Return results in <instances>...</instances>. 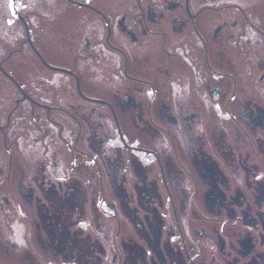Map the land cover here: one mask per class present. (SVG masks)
<instances>
[{
    "label": "flooded vegetation",
    "instance_id": "af4514ba",
    "mask_svg": "<svg viewBox=\"0 0 264 264\" xmlns=\"http://www.w3.org/2000/svg\"><path fill=\"white\" fill-rule=\"evenodd\" d=\"M56 19L70 74L0 73V264H264V0Z\"/></svg>",
    "mask_w": 264,
    "mask_h": 264
},
{
    "label": "rangeland",
    "instance_id": "374dc122",
    "mask_svg": "<svg viewBox=\"0 0 264 264\" xmlns=\"http://www.w3.org/2000/svg\"><path fill=\"white\" fill-rule=\"evenodd\" d=\"M53 5L54 7L35 9L34 3L20 4L19 11L30 16V24L32 25L30 27H33L32 40L38 47V50L51 61L56 62V22H58L56 19V1H53ZM24 42L25 32L21 24L13 29L9 26L0 25V59H5L4 70L13 74L28 89H32L41 78L38 75L46 71L40 67L36 56L27 46L22 48ZM18 50L20 52L16 53ZM10 55L11 59L7 60V58H10ZM4 88L7 90L12 89V94L8 93L6 94L7 96H12V99L18 98L15 88L9 87L0 75V89ZM6 97L0 93V100L2 99L1 101L4 105L10 104L3 101Z\"/></svg>",
    "mask_w": 264,
    "mask_h": 264
},
{
    "label": "water",
    "instance_id": "95a60500",
    "mask_svg": "<svg viewBox=\"0 0 264 264\" xmlns=\"http://www.w3.org/2000/svg\"><path fill=\"white\" fill-rule=\"evenodd\" d=\"M17 1L18 0H12V1L11 0H0V25L9 26L11 29H13L19 24H21L20 22L17 21V18H18L24 24L25 31H26V42L29 44V46L34 51V53L38 56L42 64H44L48 69L52 71L70 74V72L68 71L56 69L48 65L43 59V57L40 55V53L36 50V48L34 47L32 43L31 37H30L28 25L23 19V17L20 15V13L18 12ZM53 1H56V0H19V5L34 3L35 9L48 8V7H54ZM11 7L13 10V13L16 15L17 18L13 15L11 11ZM0 72H2L6 77H8L16 85V87L20 89L19 85L14 81V79L4 71L1 64H0Z\"/></svg>",
    "mask_w": 264,
    "mask_h": 264
}]
</instances>
